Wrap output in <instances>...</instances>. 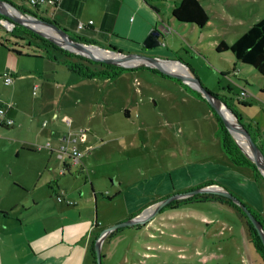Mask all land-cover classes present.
<instances>
[{
  "label": "rangeland",
  "instance_id": "obj_1",
  "mask_svg": "<svg viewBox=\"0 0 264 264\" xmlns=\"http://www.w3.org/2000/svg\"><path fill=\"white\" fill-rule=\"evenodd\" d=\"M174 1H139L148 9L156 5L160 11L155 17L162 26V45L143 50L147 34L142 48L124 52L166 59L172 67L177 63L181 77L167 67L135 65L115 79L82 78L66 68L61 53L56 52L59 62L45 57L44 51L35 54V38L16 31L24 36L21 38L10 31L17 25L32 28L0 12V41L31 54L22 55L21 60L36 67L31 71L38 78L48 75V85L44 81L35 88L36 93H32L31 84L21 82L27 115L22 124L0 127V196L7 195L3 204H8V197H18L20 202L19 197L28 196L26 188L15 180L26 183L27 188L34 185L36 193L45 192L47 185L35 183L48 178L56 161L53 158L49 165L50 149L59 156L56 149L67 143L63 140L67 136L78 147L89 146L90 153L81 157L83 171L73 165L72 172L59 181L68 182L69 199L85 204L103 225L127 219L149 204L210 181L230 190L264 217V179H256L252 168L233 165L228 159L218 130L217 116L221 118V113L190 83L196 79L264 145V76L250 65L237 63L230 50H215L221 40L232 43L235 33L264 18V0H199L209 11V20L202 28L176 21L172 27L168 5ZM3 5L12 8V14L20 15L18 8L31 11L34 14L21 10L48 27L51 20L60 28L59 16H67L60 9L56 14L55 8L48 10V4L37 9L22 0H0V8L4 9ZM99 45L104 48V44ZM241 90L245 94L241 95ZM36 104V111L31 112L30 106ZM43 109L57 111L59 118L45 116ZM65 115L71 119L70 126L62 119ZM54 125L59 137L52 134ZM64 155L72 164L69 155ZM56 159L62 169L64 159ZM106 189L114 196L112 201L102 198ZM82 192L85 200L79 199ZM52 197L58 204L54 192ZM143 225L125 226L109 238L105 235L100 245L102 264H264L249 241L243 217L225 204L204 202L160 210Z\"/></svg>",
  "mask_w": 264,
  "mask_h": 264
},
{
  "label": "crops",
  "instance_id": "obj_2",
  "mask_svg": "<svg viewBox=\"0 0 264 264\" xmlns=\"http://www.w3.org/2000/svg\"><path fill=\"white\" fill-rule=\"evenodd\" d=\"M139 1L61 0L57 5H48V10L55 8V14L57 9L62 10L65 14L67 13V16H59L60 23L57 21L60 28L67 33L77 34L92 40L95 42L94 44L101 47L102 45L99 44H104V48L130 51L142 48L143 38L154 29L159 32L158 38L160 41L162 40L161 37H163L162 26H158L157 17H155V14H159L160 11L156 8V5H149L148 9L142 6ZM143 1L147 4L149 2V0ZM177 1L175 0L172 5H168L171 10ZM172 19H169V23L173 27L175 21L173 16ZM89 20H92V23H89ZM79 21L85 24L81 30H77V22ZM121 40L123 42H120ZM160 45H162V41ZM143 46V50L146 51L154 49L153 47ZM11 48L12 46L0 41V105L5 106L6 116L12 119L11 124L6 125L8 127L13 126L17 122L22 124L24 117L27 115V109L19 87L21 82L26 81L31 84L32 93H36L35 88L42 86L44 81L48 85V75L38 78L31 71L36 70V67L22 62V55L31 54L23 53L22 51V55H19L11 51ZM38 56L41 57L40 55ZM4 73L12 77L11 82L5 83L3 80ZM71 85L74 88L78 87L76 83ZM41 105L45 106L47 104L42 102ZM36 106L37 104L30 106L31 112L36 111ZM42 112L45 116L50 114L52 119L56 120L59 118V113L55 110H49L48 112V109H43ZM45 121L46 123L43 122V125L47 126L48 121ZM2 125L4 126L5 124H0V127ZM54 127L52 134L54 137H59L60 133L56 129V125ZM79 147L84 149L81 145ZM54 151L51 148L50 154L52 155H48L49 165L53 158L56 160L52 164L48 178L44 179L41 184L35 183L38 186L47 185L48 188H45V192L36 193L35 190H32L34 185H28L31 187L27 188L26 183L15 180V184L17 182L26 188L28 196L19 197L21 198L20 202L17 201L18 197H8L6 200L8 204H3V200L7 195L0 196V264H94L91 252L92 241L101 228L104 229L113 223L103 225L104 221L98 219L95 214L92 217L91 212L87 211L85 204L81 205L79 202L69 199L71 196L67 192L68 182L59 181V178L70 174L73 164H70V161L68 163L65 155L60 156L59 149H56L59 156H55ZM56 158H62L70 165L68 172L60 173L61 169L57 167ZM78 165L81 166L79 168L83 171L84 168L81 162L74 165V167ZM52 180H54V183ZM52 192L55 195H61L62 200L58 204L52 197ZM92 192L96 198L93 188ZM106 192L101 195L103 196L102 198L112 201L114 196L108 199L106 196L110 195L107 189ZM80 198L86 199L83 192ZM27 200L28 203H26ZM67 201H72V203ZM15 211H17V214L13 215L12 212ZM140 212H137L136 215Z\"/></svg>",
  "mask_w": 264,
  "mask_h": 264
},
{
  "label": "trees",
  "instance_id": "obj_3",
  "mask_svg": "<svg viewBox=\"0 0 264 264\" xmlns=\"http://www.w3.org/2000/svg\"><path fill=\"white\" fill-rule=\"evenodd\" d=\"M36 8L38 9V7ZM20 10L34 14L31 11H27L25 9H20ZM171 15L173 16L174 20L177 23L197 25L200 28L204 27L209 20V11L206 8H204L201 1L199 0H178L177 3L172 7ZM48 22L56 25L54 21L48 20ZM10 31L14 35L19 36L21 38H23L24 36L21 34H17L16 31L27 33V35H31L32 38H35L34 47H33V52L35 54H37L40 51H44L45 56L60 61L57 57L56 52L61 53V55H63L64 57L62 62L66 66V68L82 78L88 79L95 77H103L108 79H115L116 76L120 75L122 71L126 69V67L104 63L100 61H94L89 58L69 52L68 50L63 49L58 45H56L55 43L49 41L47 38H44L39 34L27 28H24V26L22 25H17V27H14ZM235 34L236 37L232 43H228L225 40H221L219 43H217L215 50L217 52H224L230 50L234 55L235 59L238 61L237 63H244L250 65L258 73L264 76V18L250 24L248 29H246L245 31H241ZM69 36L73 37L76 40H80L82 42L93 43V44L95 43L92 40L81 37L77 34H69ZM28 43L29 46H31V41H29ZM5 44L7 43L5 42ZM10 50L15 52L16 54L22 55V51L19 49L12 47ZM153 70L156 71V69ZM217 120H218V130L221 136L222 149L225 152L228 159L232 162L233 165L247 166L252 168L255 173L256 179L258 178L264 179V177L258 170L255 162L252 161L247 155H245L244 152L239 148V146L233 140L225 124L222 122V119L217 116ZM257 136H258L257 134H251L252 139L256 142V144L258 145V147L260 148L261 152L264 155V145L260 143L259 140L257 142L258 139ZM88 151L90 150H87L85 152ZM69 166L70 165L66 161H63L62 168L64 169V171L61 173L64 174L65 171L68 172ZM208 184H214V182L212 181L207 182L205 184L199 185L197 188L206 186ZM231 193L234 194L233 192ZM106 197L108 199L112 198V196H106ZM237 198L239 197L237 196ZM204 202H218L221 204L228 205L229 207L235 209L244 219L249 241L252 243L255 250L260 254V256L264 261V245L256 228L251 223V221L249 220L245 212L241 209V207L227 196L212 192H199L196 194L189 195L187 197L174 199L166 206H164L161 209V211L165 209H178L185 206H192V205L194 206L195 204L204 203ZM243 203L252 211V213L254 214V216L257 218V220L260 222L261 226L264 229V217L262 216V214L253 207H251L250 205L246 204L245 202ZM134 215H136V213L132 214L130 217H133ZM143 226H144L143 224L133 225V227H143ZM122 228L123 227H119L109 232L106 238L115 235V233H117ZM99 233L100 231L96 234L95 238L92 241L91 252H92L94 264H97L95 240L98 237Z\"/></svg>",
  "mask_w": 264,
  "mask_h": 264
},
{
  "label": "water",
  "instance_id": "obj_4",
  "mask_svg": "<svg viewBox=\"0 0 264 264\" xmlns=\"http://www.w3.org/2000/svg\"><path fill=\"white\" fill-rule=\"evenodd\" d=\"M17 11H19L18 13H20V15L12 14L10 12H7L3 8H0V12H2L4 15L8 16L13 21H18L19 23H22L25 26L32 28V30L34 32H36L37 34L41 35L44 38H47L49 41L55 43L59 47L66 49L69 52H72L74 54L89 58V59L94 60V61H100V62H104V63L119 65V66L126 67V68H131L135 65H145V66L160 68L162 70H167L165 66L168 65L167 64L168 60H166V59H162V58L154 57V56H144V55H140V54L127 53V52H124L122 50H116L113 48H101L98 45L93 44V43H86V42H82L80 40H76L73 37L69 36V34L64 29H61L58 26L48 22L49 26L52 27L54 30H56L59 33V35L64 38V40L57 39V38L43 32L42 30L38 29L36 26H34L32 24L35 22L34 20H37L36 17L28 16V15H26V13H23L19 9H17ZM158 37H159V32L156 29L152 30L148 34V36L146 37V39L144 41V45L146 47H153V46L159 45L161 43V41L159 40ZM91 46L92 47H98L99 49H101V51H99V50L95 51V50H93V48H90ZM110 55H111V57H108ZM112 57H115V58H112ZM125 60H136L137 62L134 64H125L124 62H122ZM174 74L177 77H181L180 73L175 72ZM190 83L193 84L194 86H196V88H198L201 92H203V94L210 100V102L215 107H216L215 102H221L215 95H212L211 93L207 92L204 88L200 87L198 85V82L196 79ZM223 105L227 108V106L224 103H223ZM227 109L229 111H231L229 108H227ZM231 113L233 114V116L235 118V122H236L234 124V127L237 130H240L245 134V137H246L247 143L250 147V150L252 152V155H248L242 149L241 145L238 143L236 137L234 136L232 129L230 128V124L221 114V116H222L221 118L223 120V123L225 124V126H226L227 130L229 131L231 137L236 142V144L239 146V148L244 152L245 155H247L249 158L254 160L258 170L260 171V173L264 177V172L261 169V165L264 162L263 153L261 152V150L258 147V145L256 144V142L252 139L248 130L243 125L240 124L237 116L232 111H231ZM199 192H212V193L222 194L224 196L231 198L245 212V214L247 215V217L249 218L251 223L256 228V230H257V232H258V234L262 240V243L264 245V229L261 226L260 222L257 220V218L254 216L252 211L241 200H239L234 194H232L230 191H228L225 187L217 185V184H212V185H206V186L199 187V188H194V189L188 190L186 192L175 193V194L169 195V196L157 201L156 203L150 205L149 207H147L146 209L141 211L139 214H137L133 217L127 218L125 220L118 221V222L111 224V225L107 226L106 228L102 229L100 231L98 237L95 240L97 264H102V257H101V251H100L101 239L105 235H107L109 232H111L114 229H117L119 227L133 226L136 224H144L148 220L152 219L154 215H156L164 206H166L168 203H170L174 199L187 197L189 195L196 194ZM148 209H149V212H145Z\"/></svg>",
  "mask_w": 264,
  "mask_h": 264
},
{
  "label": "built area",
  "instance_id": "obj_5",
  "mask_svg": "<svg viewBox=\"0 0 264 264\" xmlns=\"http://www.w3.org/2000/svg\"><path fill=\"white\" fill-rule=\"evenodd\" d=\"M27 5L31 7H38L40 8L42 5H57L60 3L61 0H22ZM89 23H92V20H89ZM85 24L82 21L77 22V30H81L84 28ZM4 81L5 83H9L12 81V77L8 75L7 73H4ZM245 94V90H241V95ZM64 123L70 126L71 119L65 115L62 117ZM12 119L6 116V108L3 105H0V124L9 125L11 124ZM63 140L67 143H63L60 148V156L64 154H68L69 158L71 159V162L73 165H77L81 162V157L83 156L84 152L87 150H90V147L87 146L84 150L80 149L76 144L75 140H72L71 138L64 136ZM49 144L47 143L46 146ZM64 169L62 168L60 172H63ZM58 201L62 200L61 195H56ZM68 203H72V201H67Z\"/></svg>",
  "mask_w": 264,
  "mask_h": 264
},
{
  "label": "bare ground",
  "instance_id": "obj_6",
  "mask_svg": "<svg viewBox=\"0 0 264 264\" xmlns=\"http://www.w3.org/2000/svg\"><path fill=\"white\" fill-rule=\"evenodd\" d=\"M4 9L9 12V10H11L12 8H10L9 6L7 5H3ZM16 11V10H15ZM17 12V11H16ZM18 13V12H17ZM34 26H36L38 29L42 30L43 32L57 38V39H60V40H64V38L62 36L59 35V33H57L56 31H54L52 28L48 27V26H45V25H39L38 23L34 22L32 23ZM44 24V23H43ZM90 48H93V50H99L101 51V49H99L98 47H90ZM108 57H111L108 56ZM112 58H115V57H112ZM124 62L125 64H134L136 63L137 61L136 60H125V61H122ZM165 66V65H164ZM175 67H172L170 65H166L165 67L169 68L168 70L170 71H173V72H176V73H180L179 72V69H178V65L177 63L174 64ZM181 66V70L183 74H187L186 72V68L182 65ZM188 76V75H187ZM190 81V80H189ZM192 82V81H191ZM217 105V109L218 111L223 115V117L228 121V123L230 124V128L232 129V132L234 133V136L236 137L237 141L239 142V144L241 145L242 149L248 153L249 155H252V152L250 150V147L247 143V140H246V137H245V134L240 131V130H237L235 127H234V124L236 123L235 122V118L234 116L231 114V111H228L226 109V107L221 103V102H215ZM261 169L263 170L264 172V162L263 164L261 165Z\"/></svg>",
  "mask_w": 264,
  "mask_h": 264
}]
</instances>
